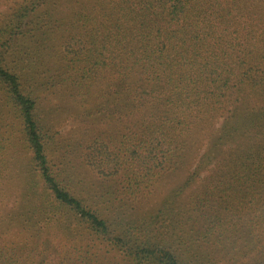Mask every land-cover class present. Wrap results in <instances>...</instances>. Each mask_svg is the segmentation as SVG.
Segmentation results:
<instances>
[{
  "label": "trees",
  "instance_id": "16d2710c",
  "mask_svg": "<svg viewBox=\"0 0 264 264\" xmlns=\"http://www.w3.org/2000/svg\"><path fill=\"white\" fill-rule=\"evenodd\" d=\"M0 91V264H264V0H19Z\"/></svg>",
  "mask_w": 264,
  "mask_h": 264
},
{
  "label": "rangeland",
  "instance_id": "374dc122",
  "mask_svg": "<svg viewBox=\"0 0 264 264\" xmlns=\"http://www.w3.org/2000/svg\"><path fill=\"white\" fill-rule=\"evenodd\" d=\"M19 0H0V20L3 19L6 14L11 10V8L13 6H15V4L18 2ZM43 101L45 104H49L52 107H58L61 108L62 106H64L65 104V99L57 92H48L45 97H43ZM0 105L5 107L4 105V97H3V93L2 91H0ZM98 125V121H93L92 119L88 118L86 115H75L73 117H69L67 119H65L60 127L59 130L61 133H63V135H69V133L73 130V129H77L80 128L82 126L86 127H96ZM207 146L210 144L209 141H206ZM186 176V173H183L176 181H178V183H181L184 181ZM18 182H21V179L18 180ZM196 184V183H195ZM195 184H192L193 186ZM20 185H22V183H20ZM21 187V186H18ZM20 189H16L15 193H12V195L9 197V201L7 202V204L5 205V207L1 208L0 214L3 213L5 214V211H8L12 208V206L15 203V199L16 197H19L20 194ZM190 190L187 189L185 191V194L188 193ZM2 235L1 238H5V239H11L14 237L13 235V230H9V229H3L2 231ZM49 260V259H48Z\"/></svg>",
  "mask_w": 264,
  "mask_h": 264
}]
</instances>
